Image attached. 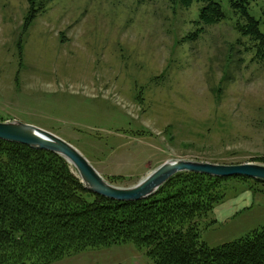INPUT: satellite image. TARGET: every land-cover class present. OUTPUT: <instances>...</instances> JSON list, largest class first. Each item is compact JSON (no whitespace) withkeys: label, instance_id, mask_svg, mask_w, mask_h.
<instances>
[{"label":"rangeland","instance_id":"1","mask_svg":"<svg viewBox=\"0 0 264 264\" xmlns=\"http://www.w3.org/2000/svg\"><path fill=\"white\" fill-rule=\"evenodd\" d=\"M208 1L0 0V121L60 136L120 188L167 161L264 165V57L230 0L206 25ZM247 7L264 33V0ZM222 178L198 225L213 248L264 228V181ZM51 264L156 263L127 242Z\"/></svg>","mask_w":264,"mask_h":264},{"label":"trees","instance_id":"2","mask_svg":"<svg viewBox=\"0 0 264 264\" xmlns=\"http://www.w3.org/2000/svg\"><path fill=\"white\" fill-rule=\"evenodd\" d=\"M230 3L243 12L239 27L264 57V33L249 0ZM224 18L209 0L203 22ZM75 173L56 152L0 139V264H51L127 242L146 248L156 264H264V228L219 247L201 241L199 221L223 198L216 184L225 178L180 172L148 198L124 202L92 193Z\"/></svg>","mask_w":264,"mask_h":264},{"label":"water","instance_id":"3","mask_svg":"<svg viewBox=\"0 0 264 264\" xmlns=\"http://www.w3.org/2000/svg\"><path fill=\"white\" fill-rule=\"evenodd\" d=\"M0 139L46 149L64 156L93 193L118 201H139L148 198L172 176L180 172H198L214 177L247 176L264 181V165L254 163L216 164L201 161H167L130 188L107 182L91 162L74 145L41 127L20 121L1 122Z\"/></svg>","mask_w":264,"mask_h":264}]
</instances>
